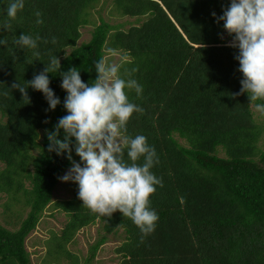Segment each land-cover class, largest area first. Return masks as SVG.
<instances>
[{
	"label": "trees",
	"instance_id": "1",
	"mask_svg": "<svg viewBox=\"0 0 264 264\" xmlns=\"http://www.w3.org/2000/svg\"><path fill=\"white\" fill-rule=\"evenodd\" d=\"M9 3L0 0V40L8 42L0 45V193L18 228L0 223V264H31L26 238L52 204L58 177L72 166L66 153L48 151L47 131L67 115L61 72L76 67L90 83L98 75L96 61L109 49L128 58L120 62V75L143 89L140 95L127 90L129 101L144 111L132 115L122 136L143 135L155 148L159 162L150 171L163 186H155L150 207L159 219L141 239L140 229L119 211L106 217L83 207L74 183L71 198L53 204L68 219L48 256H58L54 247L66 252L79 230L98 222L106 234L125 233L116 248L119 264H264V123L252 110L264 101L250 104L247 93L233 98L242 87L239 53L228 46L232 36L221 38L223 21H217L231 0H25L10 29L4 27ZM105 4L110 17L134 21L124 29V23L94 19ZM86 26L92 27L90 38L78 44ZM21 34L39 36L37 48L16 45ZM51 56L61 62L49 74L61 103L46 111L42 92L28 88L30 101L23 100L11 85L27 86ZM73 159L80 162L74 148ZM124 159L129 161L127 149ZM13 207L28 212L22 218ZM103 240L90 247L83 264H90Z\"/></svg>",
	"mask_w": 264,
	"mask_h": 264
},
{
	"label": "clouds",
	"instance_id": "2",
	"mask_svg": "<svg viewBox=\"0 0 264 264\" xmlns=\"http://www.w3.org/2000/svg\"><path fill=\"white\" fill-rule=\"evenodd\" d=\"M24 7L25 0H10L5 28H11L10 21L15 20ZM35 15L36 23H43L41 13L36 11ZM212 15L215 17L216 13ZM217 21H223L224 30L233 37L228 46L238 49L239 53L235 59L239 61L238 71L243 74L242 87L233 98L247 93L250 104L264 101V0H231ZM38 40L39 36L33 38L21 34L15 44L36 49ZM56 42L53 37L51 43ZM7 43V40H0V45ZM34 54L39 56V52ZM117 55L115 50L109 49L108 55L96 61L98 75L90 83L82 80L81 71L76 67L61 72V87L67 92L63 102L67 115L58 120L55 131H47L48 151L60 156L67 154L72 166L58 179L78 184V198L83 207L106 217L119 211L140 229L143 239L155 230L159 219L157 212L150 207V198L156 192L155 186L162 187L163 182L150 171L159 160L147 138L143 135L135 138L122 136L132 115L144 111L129 101L127 90L134 89L140 95L143 89L135 79H124L120 75L121 63L109 62V56ZM58 68L61 69L60 59L51 56L45 69L27 81V86L18 81L11 85V89L19 90L23 100L29 101L28 88L40 91L50 106L46 111L55 110L61 101L50 88L49 74ZM135 71L126 70V74L131 77ZM255 107L264 113V104ZM61 130L63 139L59 138ZM73 148L80 162L73 159ZM125 149L130 162L124 159ZM142 157L143 163L140 164L138 161Z\"/></svg>",
	"mask_w": 264,
	"mask_h": 264
},
{
	"label": "rangeland",
	"instance_id": "3",
	"mask_svg": "<svg viewBox=\"0 0 264 264\" xmlns=\"http://www.w3.org/2000/svg\"><path fill=\"white\" fill-rule=\"evenodd\" d=\"M109 10V4L102 5L97 10L100 15L95 14L93 18L96 19L101 16L105 21H108L113 25L124 23V29L128 28L130 23L134 21L133 19L110 17ZM91 30L92 27L90 26L81 29L82 36L78 44L89 40ZM228 35L229 34L224 31L222 35L223 39H226ZM108 58L109 62L116 63L128 59L120 53H118L117 56H109ZM252 110L258 121L264 123V117L262 116L263 113L257 111L255 107H252ZM260 147L264 149V142L260 143ZM1 169L2 165H0V170ZM73 184L74 182L65 183L62 181L58 184L53 193L52 204L44 211L43 217L36 229L26 238L25 248L30 255L31 264H83L89 259L90 247L102 238L104 239L103 243L97 251L94 259L90 261V264H119L121 257L116 254V248L125 241V233L122 230H118L113 234H106L98 222L79 230L73 236L72 243L66 245V252L57 250V248L54 247L52 252L57 253L58 256H52V254L51 256H48L52 242L56 244L57 240L62 236V230L68 219L63 212L53 208V204L57 201L68 200L71 198ZM6 202L7 198L4 194L0 193V223L7 228L17 229L18 227L15 224L17 220L15 221V216L6 210ZM13 210H15V213L13 212L14 214L17 215V213H19L22 218H24L28 212L27 208L22 207H13Z\"/></svg>",
	"mask_w": 264,
	"mask_h": 264
}]
</instances>
